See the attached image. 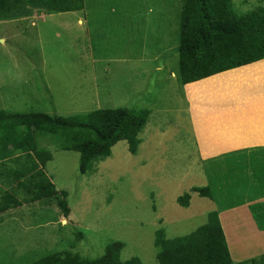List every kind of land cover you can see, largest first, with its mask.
<instances>
[{"label": "rangeland", "instance_id": "obj_1", "mask_svg": "<svg viewBox=\"0 0 264 264\" xmlns=\"http://www.w3.org/2000/svg\"><path fill=\"white\" fill-rule=\"evenodd\" d=\"M233 1L239 13L264 2ZM84 3L65 14L28 6L0 20V110L67 117L125 107L147 111L148 120L135 154L119 141L86 173L79 171L77 152L61 150L55 136L41 139L53 157L47 173L56 189L67 192L74 221L62 220L70 224L61 228L55 212L37 203L0 213V264H27L62 250L95 259L116 241L124 244L122 261L138 257L157 264L158 229L166 238L189 234L214 209L210 198L195 192L188 207L176 202L211 181L210 166L205 169L197 156L176 77L180 0ZM247 69L259 73L264 66ZM33 85L38 92L29 90ZM258 169L257 177L264 176V166Z\"/></svg>", "mask_w": 264, "mask_h": 264}, {"label": "trees", "instance_id": "obj_2", "mask_svg": "<svg viewBox=\"0 0 264 264\" xmlns=\"http://www.w3.org/2000/svg\"><path fill=\"white\" fill-rule=\"evenodd\" d=\"M180 2L176 74L180 85L264 59V2L243 13L237 11L239 8L233 0ZM28 6L64 14L84 9L85 3L84 0H0V20L13 18ZM147 120V111L125 107L96 109L67 117L0 110V213L37 203L39 209L55 212L59 227L68 226L74 219L70 218L67 192L56 189L48 175L46 165L53 157L40 140L57 137L61 150L79 154V171L86 173L95 161L109 157L112 146L119 141H125L128 151L135 154L140 143L138 134ZM191 192L206 198L212 195L209 186L192 187L178 196L176 202L188 207ZM62 220L70 223L63 224ZM80 237L77 233L76 240ZM154 244L158 248L157 264L264 262V254L241 262L232 260L216 211L207 214L205 224L183 236L166 238L164 229H158ZM123 246L122 242H112L95 259L62 250L27 264H143L138 257L122 261Z\"/></svg>", "mask_w": 264, "mask_h": 264}, {"label": "crops", "instance_id": "obj_3", "mask_svg": "<svg viewBox=\"0 0 264 264\" xmlns=\"http://www.w3.org/2000/svg\"><path fill=\"white\" fill-rule=\"evenodd\" d=\"M255 64L264 66V59L181 85L197 156L210 166L213 211L234 262L264 254V176L256 175L264 166V70L247 69ZM245 233L257 243L245 241Z\"/></svg>", "mask_w": 264, "mask_h": 264}]
</instances>
